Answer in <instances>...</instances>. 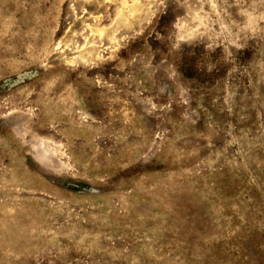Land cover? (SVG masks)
Here are the masks:
<instances>
[{
    "label": "rangeland",
    "instance_id": "rangeland-1",
    "mask_svg": "<svg viewBox=\"0 0 264 264\" xmlns=\"http://www.w3.org/2000/svg\"><path fill=\"white\" fill-rule=\"evenodd\" d=\"M0 264H264V0H0Z\"/></svg>",
    "mask_w": 264,
    "mask_h": 264
}]
</instances>
